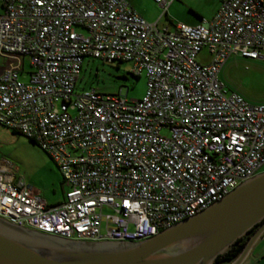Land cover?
Listing matches in <instances>:
<instances>
[{
    "label": "built area",
    "instance_id": "1",
    "mask_svg": "<svg viewBox=\"0 0 264 264\" xmlns=\"http://www.w3.org/2000/svg\"><path fill=\"white\" fill-rule=\"evenodd\" d=\"M152 1L165 12L175 0ZM161 15L150 23L127 0H0V124L37 144L67 186L47 204L1 159L0 218L65 239L137 242L264 170V104L219 77L231 56L264 60V0H222L195 26L159 28ZM85 57L129 61L143 95L76 92Z\"/></svg>",
    "mask_w": 264,
    "mask_h": 264
},
{
    "label": "water",
    "instance_id": "2",
    "mask_svg": "<svg viewBox=\"0 0 264 264\" xmlns=\"http://www.w3.org/2000/svg\"><path fill=\"white\" fill-rule=\"evenodd\" d=\"M242 264L264 233V170L194 215L137 242L71 240L0 218V264H213L253 226Z\"/></svg>",
    "mask_w": 264,
    "mask_h": 264
},
{
    "label": "rangeland",
    "instance_id": "3",
    "mask_svg": "<svg viewBox=\"0 0 264 264\" xmlns=\"http://www.w3.org/2000/svg\"><path fill=\"white\" fill-rule=\"evenodd\" d=\"M128 4L146 21L157 26H168L182 23L195 26L201 18H210L219 8L222 0H175L161 6L152 0H127ZM199 57L207 58L206 51ZM9 62L8 55L0 53V69ZM129 61L104 62L101 59L85 57L82 69L77 77L75 91L95 88L102 93L119 94L127 100L138 99L143 95L146 78L130 74ZM31 70L29 59L23 58V73L27 78ZM219 77L229 90L239 92L252 103L264 104V60H249L231 56L222 65ZM5 159L16 168V177H21L28 185L38 191L47 204H55L63 200L67 186L61 174L47 154L25 135L13 131L0 124V160Z\"/></svg>",
    "mask_w": 264,
    "mask_h": 264
},
{
    "label": "trees",
    "instance_id": "4",
    "mask_svg": "<svg viewBox=\"0 0 264 264\" xmlns=\"http://www.w3.org/2000/svg\"><path fill=\"white\" fill-rule=\"evenodd\" d=\"M31 140V139H30ZM32 141V140H31ZM33 142V141H32ZM260 224L253 226L247 233L239 237L232 245H230L224 252L218 255L213 264H228L232 261L242 250L249 236L254 232L256 227Z\"/></svg>",
    "mask_w": 264,
    "mask_h": 264
},
{
    "label": "crops",
    "instance_id": "5",
    "mask_svg": "<svg viewBox=\"0 0 264 264\" xmlns=\"http://www.w3.org/2000/svg\"><path fill=\"white\" fill-rule=\"evenodd\" d=\"M242 264H264V233L254 243Z\"/></svg>",
    "mask_w": 264,
    "mask_h": 264
}]
</instances>
